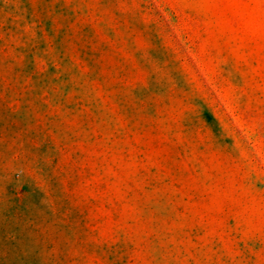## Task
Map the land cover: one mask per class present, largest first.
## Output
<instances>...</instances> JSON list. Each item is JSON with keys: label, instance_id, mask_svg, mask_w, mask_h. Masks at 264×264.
<instances>
[{"label": "rangeland", "instance_id": "obj_1", "mask_svg": "<svg viewBox=\"0 0 264 264\" xmlns=\"http://www.w3.org/2000/svg\"><path fill=\"white\" fill-rule=\"evenodd\" d=\"M0 264H264V0H0Z\"/></svg>", "mask_w": 264, "mask_h": 264}]
</instances>
